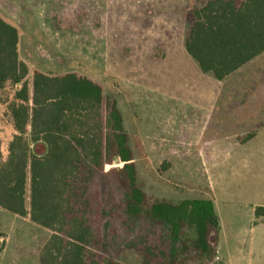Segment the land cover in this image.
Returning a JSON list of instances; mask_svg holds the SVG:
<instances>
[{
    "label": "rangeland",
    "instance_id": "obj_1",
    "mask_svg": "<svg viewBox=\"0 0 264 264\" xmlns=\"http://www.w3.org/2000/svg\"><path fill=\"white\" fill-rule=\"evenodd\" d=\"M206 1L0 0L1 15L19 30L29 82L36 70L76 72L116 101L139 184L151 200H213L220 218L210 235L213 251L184 264H224L215 253L217 241L227 260L240 253L244 246L234 238L251 235L252 208L264 203V79L252 88V115L240 101L232 102L245 98L248 77L264 78V52L223 80L202 71L185 37L193 8ZM13 90L0 93V101L9 100ZM5 110L0 103L4 156L16 133ZM31 148L38 155L47 150L42 141ZM88 194L90 216L102 236L100 256L124 264H166L180 250L167 224L146 211L131 219L128 193L114 168L97 172ZM0 227L8 237L2 264L12 258L20 259L15 264H35L52 235L29 216L1 207ZM262 228H254L255 236L264 235Z\"/></svg>",
    "mask_w": 264,
    "mask_h": 264
},
{
    "label": "trees",
    "instance_id": "obj_2",
    "mask_svg": "<svg viewBox=\"0 0 264 264\" xmlns=\"http://www.w3.org/2000/svg\"><path fill=\"white\" fill-rule=\"evenodd\" d=\"M19 42L18 28L0 14V93L14 89L0 103L16 131L6 156L0 147V207L52 231L41 264H124L99 255L102 236L90 216L88 188L104 168L118 172L131 219L146 211L180 240V250L166 264L210 255V235L219 229L213 200H151L139 184L116 101L76 72L36 70L29 82ZM185 47L202 71L225 79L264 52V0H207L195 6ZM39 141L46 145L44 155L32 151ZM255 217L264 221L263 205L256 206Z\"/></svg>",
    "mask_w": 264,
    "mask_h": 264
},
{
    "label": "crops",
    "instance_id": "obj_3",
    "mask_svg": "<svg viewBox=\"0 0 264 264\" xmlns=\"http://www.w3.org/2000/svg\"><path fill=\"white\" fill-rule=\"evenodd\" d=\"M6 20L8 21V19H6ZM261 69H263V68H261ZM263 79L264 78H260V77H248L246 79L247 88H246V92L244 94L245 98H242L241 100H234L231 97L232 102H235V104H238L240 101L241 102L240 106L245 107L246 110L250 111V115H252L253 111L256 108L254 101L251 98V96H254L252 94V88L259 81L262 82ZM249 97L251 100L249 99ZM243 99H246L245 104H243V102H244V101H242ZM262 109L264 110V106ZM260 205L264 206V203L258 204L256 206H260ZM255 208L256 207L252 208V213H251V222H252L251 235L249 237H246V238H241V237L234 238V244H236V245L241 244L244 246V249H242L240 251V253H238V252L235 253L234 256H231V258L229 260H227L225 255L222 252L221 244L217 241L216 245L214 246L215 247L214 248L215 253L219 254V258L221 260H223L224 264H264V235L255 236V232H254V228H256V226L263 227L262 229H264V221L262 219H257L255 217ZM219 224H220V218H219ZM0 232H2L4 234V236L0 238V242L4 243L3 246L2 245L0 246V256H1V255H5L8 252V248H7L8 237H6L4 227H0ZM44 246H45V244H44ZM43 247H42V250H43ZM42 250L40 251V255H38L37 257L34 258L35 264H41ZM19 260L20 259L17 258L15 261H19ZM15 261H14V258H12L11 261H9L10 263H8V261L6 260L5 264H15ZM0 264H2V263H0Z\"/></svg>",
    "mask_w": 264,
    "mask_h": 264
}]
</instances>
